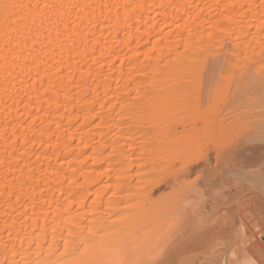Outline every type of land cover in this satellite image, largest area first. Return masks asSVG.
<instances>
[{"label":"bare ground","instance_id":"6f19581e","mask_svg":"<svg viewBox=\"0 0 264 264\" xmlns=\"http://www.w3.org/2000/svg\"><path fill=\"white\" fill-rule=\"evenodd\" d=\"M235 69L230 171L167 209L151 178L186 150L158 112ZM151 224L180 230L164 264H264V0H0V264H161Z\"/></svg>","mask_w":264,"mask_h":264},{"label":"rangeland","instance_id":"374dc122","mask_svg":"<svg viewBox=\"0 0 264 264\" xmlns=\"http://www.w3.org/2000/svg\"><path fill=\"white\" fill-rule=\"evenodd\" d=\"M227 71L228 70H226L225 71V73H227ZM230 71V72H229ZM228 71V74L227 75H229V76H231V77H229V79H228V76L226 77L225 76V78H227L228 79V81L225 83V78L223 79V78H218L217 80H216V83H215V85H214V87L212 88V90H211V93H207V91H206V88H202L201 89V91H200V93L203 95V96H205V95H207L206 96V98L207 97H209L208 99H207V101L209 100V102H204V105L205 106H202L203 104H201V102H202V100L200 99L201 98V94H199V89H196V88H194V89H190L191 91L189 92V90H188V92L190 93V95H191V92H193L194 90L195 91H197L196 92V94H195V91L192 93V95H194L195 94V96L197 95V93H198V95L197 96H199V97H197L196 96V101L195 100H192V101H190V102H187L186 104H184V103H182L181 105H183V106H181L178 110H176L177 111V113H176V111H175V109H177V108H174V106H173V108H174V110H173V108L171 109V107L170 108H168V110L169 109H171L169 112L167 111L166 112V109H164L163 108V111H159L158 112V114L161 116V118H163V116H167V121L166 120H164L166 123H165V125H169V126H171L172 127V133H173V135H175L176 136V134L178 133L179 135H177L176 137L177 138H179L181 141H178V142H176V140H175V142L174 143H180V144H182V148L180 149L181 151L182 150H186L185 152H182V156H185L183 159H182V163L181 162H179V163H177V165H171V164H162V166L165 168V170H167V173L168 174H163V170H164V168L162 167L160 170L161 171H159V172H157V174H156V172H153L154 174V176H152V175H150V177L152 176L153 178H151L152 180H151V183L153 182V180L155 179V177H157V178H163L164 177V175H166L163 179H161L160 181H159V179L157 180V178H156V180L155 181H158V182H156L157 184H159V186L158 185H153V186H155L156 187V189H155V191L150 195V198L152 199V200H154L155 201V199L157 200L156 202H158V200H163V206H165V207H167V205H168V208L167 209H170V208H175L174 206H180L181 204H180V202H181V199L183 198L182 197V193H183V190L181 189L183 186H185L186 187V185H194V180H197L198 181V179H199V177L202 175L201 173V171H204L203 169H210L211 171L213 170V173H217V171L218 170H216V169H219V171H222L223 172V169L225 170V166H226V169L228 170V172L230 171V163L228 162V157L226 156L227 155V151H228V149H229V147L231 146V144L230 143H232L231 141H233V139H235V136H240V134L238 135V132L239 133H241L240 132V129H241V127H242V125H240L241 127L239 128V124H241V122L243 121V117H244V114L242 115V112H243V110L242 109H240V111H241V115H242V117H240L241 115H240V112H239V117L238 116H236V115H234V114H236L237 112H233L232 114H229V111H231V101L233 100H235V99H233V98H236V94H237V85H236V82H234V81H236V80H231V78L233 79H235V77H239V74H237V70L235 69V70H229ZM232 71H233V73L235 72V71H237V72H235L234 73V75L232 74ZM223 74V76L225 75L224 73H222ZM231 74V75H230ZM233 76H235V77H233ZM225 83V84H224ZM214 88H216L217 89V91H215L216 89H214ZM227 89V90H226ZM193 90V91H192ZM227 91H229V92H227ZM187 92V93H188ZM188 93V94H189ZM204 93H205V95H204ZM214 94V95H213ZM234 95V97H233V95ZM226 95V96H225ZM218 96V97H217ZM205 98V97H204ZM205 98V99H206ZM217 98V99H216ZM219 98V99H218ZM224 98V99H223ZM227 99V100H226ZM201 100V101H200ZM220 100V101H219ZM195 101V102H194ZM198 101V102H197ZM200 101V102H199ZM204 101V100H203ZM223 101V102H222ZM233 101H232V103H233ZM196 102H197V105L194 107L195 109H196V112H194L195 110L193 109V105H195L196 104ZM218 102L220 103V104H218ZM206 103V104H205ZM228 103V104H227ZM188 104V105H187ZM206 106H207V108H206ZM213 106V107H212ZM224 106H226V107H228V108H225ZM233 106V105H232ZM164 107V106H163ZM176 107H178V106H176ZM187 107V108H186ZM188 107H189V110H187L188 109ZM199 107H200V109H199ZM209 107H210V109H209ZM212 107V108H211ZM221 109H220V108ZM222 107H223V109H222ZM203 108V109H202ZM206 108V109H205ZM229 108H230V110H229ZM160 109H162V108H160ZM160 109H158V110H160ZM204 109H205V113H204ZM207 109H209V110H207ZM194 110V111H193ZM201 110V111H200ZM224 110V111H223ZM193 111V112H192ZM216 111V112H215ZM228 111V112H227ZM187 113V114H186ZM189 113V114H188ZM194 113H195V115H194ZM204 113V114H203ZM244 113V112H243ZM202 114V115H201ZM209 114V115H208ZM227 114V115H226ZM158 115V116H159ZM197 115H199V117L197 116ZM204 115H205V117H204ZM230 115V116H229ZM159 116V117H160ZM195 116H197V117H195ZM202 116V117H201ZM236 116V117H235ZM204 117V118H203ZM235 118V119H234ZM198 119H200V120H198ZM197 122H196V121ZM241 120V121H240ZM238 121H240V123L238 122ZM187 122V123H186ZM237 122V123H236ZM220 123V124H219ZM234 123V124H233ZM242 123H244V122H242ZM171 124H173V125H171ZM197 124V125H196ZM231 125V127H230V125ZM164 125V124H163ZM193 125V126H192ZM195 125V126H194ZM215 125V126H214ZM223 125V126H222ZM237 125V126H236ZM169 126L167 127V128H169ZM213 126V127H212ZM225 126V127H224ZM228 126V127H227ZM206 127H207V129L209 130V131H207L206 133H205V129H206ZM215 127V128H214ZM166 128V127H165ZM166 128V129H167ZM205 128V129H204ZM225 128V129H224ZM234 128H235V130L237 129V131H234ZM238 128H239V130H238ZM213 131H212V130ZM215 129V130H214ZM232 129H233V131H232ZM232 132H231V131ZM168 131V129L164 132V135H165V133ZM179 131V132H178ZM212 131V132H211ZM220 131V132H219ZM175 132H177L176 134H174ZM236 134H235V133ZM232 133H234V134H232ZM230 134H232V135H230ZM164 135H162V137L164 136ZM167 135V134H166ZM165 135V136H166ZM182 135V136H181ZM184 135V136H183ZM163 137L164 139L167 137ZM175 136H172L171 137V135H170V140L172 141V140H174L175 138ZM234 136V137H233ZM163 138L162 139H160V140H163ZM172 138H174V139H172ZM231 138H233L232 140H231ZM178 139V140H179ZM199 140V141H198ZM227 140V141H226ZM229 140V141H228ZM169 141V140H168ZM171 141H169V143H171ZM184 141V142H183ZM173 142V141H172ZM183 143H187L186 145V147H185V144H183ZM167 144H168V142H167ZM180 144H179V146H180ZM226 144V145H225ZM229 144V145H228ZM184 148V149H183ZM219 152V153H217V152ZM225 151V153H226V155H225V153H223ZM202 153V154H201ZM221 155V156H219V155ZM194 155V156H193ZM222 156H223V158L224 159H226V160H223V158H222ZM224 156H226V157H224ZM198 157V158H197ZM203 157V158H202ZM208 157V158H207ZM197 158V159H196ZM206 159L207 160H209L208 161V163H207V165H206ZM196 162H195V161ZM199 160V161H198ZM203 161H204V163H203ZM227 161V162H226ZM192 162V163H191ZM190 163V164H189ZM228 164V165H227ZM171 165V166H170ZM184 165H185V167H184ZM173 166V168H170V171H173V172H170L169 173V170H168V168L169 167H172ZM176 166V167H175ZM227 166H229V167H227ZM160 167V166H159ZM158 167V168H159ZM168 167V168H167ZM175 167V168H174ZM182 167H183V169H182ZM192 167V168H191ZM167 168V169H166ZM191 168V169H190ZM172 169V170H171ZM174 169V170H173ZM222 169V170H221ZM159 170V169H158ZM175 170H177V171H175ZM179 170H182V171H186V170H189L190 172L187 174V173H183V174H179L180 175V177H179V175H176V172H178ZM215 170V171H214ZM227 170H225V171H227ZM166 172V171H165ZM164 172V173H165ZM171 173H174V174H171ZM219 173V172H218ZM170 174V175H169ZM176 175V176H175ZM189 175V176H188ZM144 177V176H143ZM143 177H141V178H143ZM148 177V176H147ZM139 180V179H138ZM141 180H143V179H141ZM137 181V180H136ZM154 181V182H155ZM196 181V182H197ZM147 182H150V181H148L147 180ZM161 182V183H160ZM196 182H195V184H196ZM156 183H154V184H156ZM189 183H191V184H189ZM193 183V184H192ZM179 184V185H178ZM183 185V186H182ZM149 186H152V185H149ZM157 187H158V189H157ZM160 188V189H159ZM180 190H179V189ZM184 188V187H183ZM171 189V190H170ZM185 189V188H184ZM170 192V193H169ZM175 195V196H174ZM163 196V197H162ZM168 196H170V197H168ZM172 196V197H171ZM168 197V198H167ZM163 198V199H162ZM170 198V199H169ZM175 198V199H174ZM177 198V199H176ZM181 198V199H180ZM167 199V200H166ZM176 200L177 201H179V202H176ZM161 201H159V202H161ZM171 201V202H170ZM207 201V202H206ZM205 201V206L204 207H207V206H211V202L210 201H208V200H206ZM169 202V203H168ZM172 203V204H171ZM178 203V204H177ZM209 205H208V204ZM162 205V203H160V206ZM173 205V206H172ZM163 206H162V208H163ZM210 208V207H209ZM106 212L104 211V214H105ZM101 214H102V212H101ZM100 214V215H101ZM124 215V214H123ZM105 216H106V214H105ZM99 217H101V216H99ZM107 217V216H106ZM105 217V218H106ZM102 218V217H101ZM103 218H104V216H103ZM166 218H164V220H162V218L161 219H159V220H157V221H160V223L161 224H163V222L165 221L166 222V224H167V222H168V224H170L169 223V221H167L168 219H166ZM173 220V219H172ZM153 222L154 223V228H155V226L157 225V226H159V223L158 222ZM152 223V224H153ZM155 223H158V224H155ZM148 225V226H150V228H149V230L151 229V231H152V229H153V233L156 231H158V230H160L161 229V231H163V229H165L164 228V225H166V224H164V225H161L159 228L157 227L156 229H154V228H152L153 227V225ZM166 227V226H165ZM148 228V227H147ZM169 225L167 226V229L169 230ZM167 229H165L164 231L166 232V230ZM144 230H146V227L144 228ZM144 230H142L143 231V234H142V232L140 233V232H138V234L136 233V236H138L137 238H132V239H136L135 241H133L132 239L131 240H129V241H125L124 243L128 246L129 244L131 245V243H135V245H131L132 247H133V249L135 248L134 246H136V243L138 244L139 242L138 241H141V237H139V236H142V235H144L145 233L147 234V232L149 231V230H146L147 232H145ZM150 231V232H151ZM162 232V234H165V232ZM176 231H178V230H176ZM175 231V233H174V231L173 232H166V235H168V236H162L161 237V241H159V246H160V248H161V250L160 251H162V252H157L156 254H157V256H156V254H155V252L156 251H154L155 249H157V247H158V244L156 245H149L148 243H150V242H147V245L149 246V247H152L151 249H149V247L147 248V250L146 249H144V248H146L147 246H143V242H141L140 243V245L143 247V251H145L144 253H143V251H140L141 249H142V247H141V249H140V246L139 245H137L136 246V248L134 249V251H135V253H137L138 251H136V250H139V252H141V253H143V258H145L146 256L145 255H148V254H150V256L148 257L149 258V260H150V262H147V260L145 261V259L143 260V259H139L140 260V262L142 263V260H143V263H151V261H153L152 263H154V261H156L157 262V260L159 259L160 261L162 260L163 262L167 259V257H164V256H166V254H167V256H168V252L169 251H172L173 249H175V248H180V244L179 243H177L178 242V240H179V242H181V236H180V230L178 231V232H176ZM159 232V231H158ZM124 233H126V232H124ZM123 233V234H124ZM149 233V232H148ZM176 233H178V234H176ZM161 234V235H162ZM176 234V236H174ZM170 236V237H169ZM167 237V238H166ZM140 238V239H139ZM165 238V242L163 241V239ZM171 238V239H170ZM172 238H173V240H172ZM139 239V240H138ZM176 239V240H175ZM168 241V243H167V241ZM177 244H179V245H177L176 247H175V245H176V243ZM162 243V244H161ZM175 243V244H174ZM125 245V246H126ZM155 246H157V247H155ZM162 246V247H161ZM128 247H130V246H128ZM138 247H139V249H138ZM167 248V249H165V248ZM170 247H172V248H170ZM131 248V247H130ZM160 248H158V249H160ZM226 248V247H225ZM149 249V250H148ZM157 249V250H158ZM151 250H153V251H151ZM150 251V252H149ZM166 251V252H165ZM227 251V248H226V250L224 249V252H226ZM139 252L137 253V254H139ZM147 252H149V253H147ZM152 252H153V254H152ZM163 252H165V253H163ZM140 253V254H141ZM147 253V254H146ZM162 253V254H161ZM169 253H171V252H169ZM152 254V255H151ZM158 254H159V257H158ZM142 255V254H141ZM155 255V256H154ZM163 255V258L161 257V259H160V256H162ZM152 256H154V257H152ZM151 257L152 258H154V259H157V260H153V259H151ZM156 257H158V258H156ZM147 258V259H148ZM166 258V259H165ZM139 260H138V262H139ZM159 261V262H160ZM135 262H137V261H135ZM137 262V263H138ZM139 262V263H140ZM159 262H157V263H159ZM161 263V262H160ZM165 263V262H164ZM199 263H204V264H206V263H209V262H207V261H205V260H202V261H199Z\"/></svg>","mask_w":264,"mask_h":264},{"label":"snow or ice","instance_id":"6c2138e0","mask_svg":"<svg viewBox=\"0 0 264 264\" xmlns=\"http://www.w3.org/2000/svg\"><path fill=\"white\" fill-rule=\"evenodd\" d=\"M44 7H48V5L45 4ZM161 264H164V262L161 261ZM245 264H255V262L254 261H245Z\"/></svg>","mask_w":264,"mask_h":264}]
</instances>
